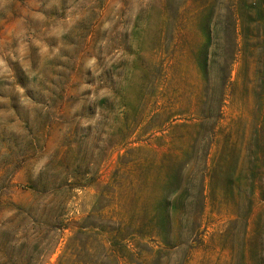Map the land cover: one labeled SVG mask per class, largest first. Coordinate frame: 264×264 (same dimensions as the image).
I'll return each instance as SVG.
<instances>
[{
	"label": "rangeland",
	"instance_id": "1",
	"mask_svg": "<svg viewBox=\"0 0 264 264\" xmlns=\"http://www.w3.org/2000/svg\"><path fill=\"white\" fill-rule=\"evenodd\" d=\"M0 264H264V0H0Z\"/></svg>",
	"mask_w": 264,
	"mask_h": 264
}]
</instances>
